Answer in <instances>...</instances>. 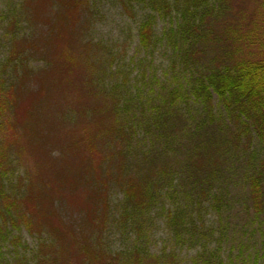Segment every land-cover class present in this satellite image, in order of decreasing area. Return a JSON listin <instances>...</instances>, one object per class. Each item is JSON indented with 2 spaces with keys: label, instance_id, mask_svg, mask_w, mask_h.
Listing matches in <instances>:
<instances>
[{
  "label": "trees",
  "instance_id": "obj_1",
  "mask_svg": "<svg viewBox=\"0 0 264 264\" xmlns=\"http://www.w3.org/2000/svg\"><path fill=\"white\" fill-rule=\"evenodd\" d=\"M95 1L22 3L32 12V5L34 11H46L43 18L48 36L46 42L39 43L45 51L43 68L29 67L23 51L15 48L5 67H12L16 81L8 84L13 79H0V251L7 244H20L13 233L22 229L40 240L38 250L32 253L34 260L21 258L17 264L138 263L139 252L113 254L101 244L102 237H97L103 236L108 219L110 183L125 188L123 224L132 221L136 236L141 237L146 220L157 207L167 210V227L177 239L184 243L196 239L207 229L203 218L208 209L219 214L224 210L226 196L215 189L232 155L241 144L248 149L255 138L262 152L243 157L249 187L247 207L256 218L264 217V0H115L134 19L138 11L145 10L137 22L139 44L148 54L164 44L163 56L170 54L168 69L175 84L163 80L155 97L145 101L140 93L136 98L128 96L129 75L116 70L117 85L104 90L95 86V70L91 71L93 92L99 100L83 113L94 114L95 122L103 125L107 139H103L101 150L89 144L88 150L81 152L78 169L49 153L44 164L36 162L29 178L17 186L10 182L23 151L14 137L5 139L6 132L16 128L14 112L34 77L48 80L51 90L62 86L63 76L76 63L68 46L55 47L59 30H67L73 15L88 12ZM168 20H175V25L162 37L156 33V38L157 24ZM146 78L144 69L142 79ZM40 91L50 94L44 87ZM215 98L223 112L220 115ZM194 104L200 111L192 119ZM140 129L145 139H151L136 155L133 143ZM156 142L164 148L158 149ZM118 157L122 161L115 165ZM77 194L83 195V201L70 205L77 219L67 221L62 210L68 208L61 200L73 202ZM171 198L186 208L167 209ZM212 252L207 257L203 251L199 259L221 264L220 249Z\"/></svg>",
  "mask_w": 264,
  "mask_h": 264
},
{
  "label": "rangeland",
  "instance_id": "obj_2",
  "mask_svg": "<svg viewBox=\"0 0 264 264\" xmlns=\"http://www.w3.org/2000/svg\"><path fill=\"white\" fill-rule=\"evenodd\" d=\"M22 3L24 0H0V79H13L8 84L16 81L12 67H5L13 49L23 51L31 68L41 69L46 62L42 54L45 52L44 45L39 44L46 42L48 36L43 18L46 11H34L32 5V12V8L28 10L22 7ZM144 11H138V17L134 19L115 0H96L94 4L91 2L88 12L83 13L81 10L79 17L73 15L75 18L67 30H59V39L55 43L58 45L55 47L62 49L68 46L73 52L72 58L76 65L68 68L62 86L57 90H51V83L44 80V77H34L30 81L32 85L28 86L29 89L14 112L16 128L8 130L5 137L8 141L14 137L17 145L21 142L23 146L21 159L11 174L12 184L17 186L19 181L29 178L35 172L36 162L42 161L44 164L49 153L53 158H59L62 162L65 160L78 169L81 152L87 151L89 144L94 143L101 150L103 139H107L103 125L95 122L94 114L83 113V109L88 106L94 108L99 100L93 92L91 71L95 70V86L98 89L101 86L104 90L117 85L119 74H115L116 70H119L116 73L129 75L128 96L136 98L140 93L145 101L155 97L163 80L175 84L168 69L170 54L163 56L164 44L159 48L154 47L152 54L145 53L139 44L137 22ZM175 23V20L160 21L155 29V37H162L167 28ZM111 65L113 68H110ZM144 69L147 72L145 80L142 79ZM23 75L22 70L20 77ZM42 87L50 94L41 93ZM215 106L220 111L219 115L222 114L217 98ZM193 107L194 112L190 113L192 119L200 111L197 105ZM102 117L109 121L106 114L102 113ZM10 123H13L12 117ZM107 124L104 122L106 130ZM152 132L155 133L154 130ZM138 134L139 137L133 143L134 149H137L136 155L151 139H145L141 129ZM156 143L158 149L164 148L163 144ZM244 145L241 144L232 155L215 189L217 193L225 194L227 203L221 214L213 208L208 209L203 218L207 228L204 234L200 231L196 239L186 240L185 243L183 239L180 241L167 227V210L162 211L156 207L146 220L141 237L136 236L138 232L132 221L123 224L125 188L110 183L108 219L103 227V236L97 235L102 237L100 241L103 247L113 254L139 252L140 261L136 264H218L213 259L205 263L199 259L203 251L209 257L214 253L212 251L218 249L221 264H264V217L256 218L252 210H248L246 194L249 187L244 178L243 160L250 153L262 152V147L256 138L248 149ZM102 156L104 153H101L100 159ZM13 157L17 160L14 154ZM121 161V157L114 159L115 165ZM42 168L49 171L45 166ZM61 201L68 208L62 210V217L67 221L77 219L78 214H72L70 205L75 203L78 206L83 201V195L77 194L73 202ZM166 208L184 210L186 206L184 203H173L171 198L166 202ZM13 237L19 238L21 243L3 246L0 264H17L21 258L32 262L35 256L32 253L38 250L40 243L39 237L31 236L24 229L14 232Z\"/></svg>",
  "mask_w": 264,
  "mask_h": 264
}]
</instances>
